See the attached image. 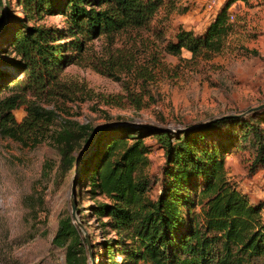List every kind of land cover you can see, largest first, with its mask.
I'll return each mask as SVG.
<instances>
[{"label": "trees", "instance_id": "1", "mask_svg": "<svg viewBox=\"0 0 264 264\" xmlns=\"http://www.w3.org/2000/svg\"><path fill=\"white\" fill-rule=\"evenodd\" d=\"M177 1L14 0L17 13L0 0L4 7L0 92L10 84L18 87L0 97V134L21 140L23 135L42 134L44 128L47 132L53 110L27 94L63 95L66 85L59 73L82 60L95 71L117 78V71L130 67L121 53L111 49L96 53L89 42L104 36L111 44L113 35L126 28L146 29L157 37L162 25L169 24L172 10L187 9H179ZM233 1L221 3L199 33L177 23L163 49L172 54L184 49L192 56L220 51L232 30L229 6ZM57 14L62 16V26L41 21ZM123 97L103 98L117 104ZM128 98L138 107L140 96ZM20 105L25 114L15 121L12 110ZM96 129L88 122L65 118L50 130L48 142L58 154L61 174L73 168L80 152L92 144L81 160L76 182L87 183L91 199L98 194L104 197L90 209L102 235L113 233L101 242L107 264H264L260 206L227 179L224 166L225 156L241 140L252 155L248 172L264 167V107L244 115L210 117L175 130L121 123L101 126L95 134ZM146 136L154 137L163 156L160 176L154 177L159 186L154 199L147 195L150 178L143 173L150 146L143 140ZM51 242L64 247L67 264H85V238L79 237L70 215L58 218ZM113 252L120 255L119 261L109 260Z\"/></svg>", "mask_w": 264, "mask_h": 264}, {"label": "rangeland", "instance_id": "2", "mask_svg": "<svg viewBox=\"0 0 264 264\" xmlns=\"http://www.w3.org/2000/svg\"><path fill=\"white\" fill-rule=\"evenodd\" d=\"M5 1L18 13L14 0ZM207 1H177L179 9H187L172 10L169 24L162 25V33L157 37L146 29L126 28L113 35L111 44L104 36L92 39L89 47L94 52L111 49L121 53L124 63L130 65L128 70L117 71V78L95 71L82 60L66 65L59 73L66 85L63 95L27 94L33 102L53 110L54 116L47 132L44 128L42 134L23 135L21 140L0 134V264H67L64 247L51 242L57 220L63 215H70L79 237L88 239L84 243L88 255L85 264L108 263L101 242L113 233L107 231L102 235L90 209L95 200L104 197L98 194L91 199L87 183L75 182L72 215L70 187L77 161L64 174L57 171L58 154L48 142V135L63 119L88 122L95 129L121 123L175 130L210 117L241 113L264 101V0H235L230 4L232 30L216 53L192 56L184 49L178 54L163 49L177 23L199 33L219 8V2L225 0H216V7L211 10L206 7ZM3 8L0 6V14ZM41 21L64 24L59 14ZM17 88L10 84L0 92V97ZM130 95L140 96L138 107L130 102ZM117 96L123 97L117 104L103 98ZM12 113L15 121H20L24 106ZM143 140L150 145L148 164L143 168L150 178L147 195L154 199L159 187L156 178L161 173L162 149L153 136ZM251 156L239 140L225 156L226 177L250 202L259 204L264 219V167L249 173ZM109 260L119 261L120 255L113 252Z\"/></svg>", "mask_w": 264, "mask_h": 264}, {"label": "water", "instance_id": "3", "mask_svg": "<svg viewBox=\"0 0 264 264\" xmlns=\"http://www.w3.org/2000/svg\"><path fill=\"white\" fill-rule=\"evenodd\" d=\"M263 107H264V101H262L261 103H259L257 105L248 107L244 112H241V113H229V114H224V116H229V115H244L246 113H249L251 111H254L256 109H260V108H263ZM100 128H101V126L96 129L95 134L99 131ZM95 134H94V136H95ZM90 146L86 150H84L83 152H81L79 154V156H78V159L76 160L77 161L76 168H75L74 174L72 176V183H71V187H70V206H71V214L72 215L74 213V186H75V182H76V177H77V174H78V170H79V166H80L81 160L88 153ZM85 241L88 243V239H87L86 236H85Z\"/></svg>", "mask_w": 264, "mask_h": 264}, {"label": "built area", "instance_id": "4", "mask_svg": "<svg viewBox=\"0 0 264 264\" xmlns=\"http://www.w3.org/2000/svg\"><path fill=\"white\" fill-rule=\"evenodd\" d=\"M206 7L208 9H215L216 7V0H208L207 3H206Z\"/></svg>", "mask_w": 264, "mask_h": 264}, {"label": "crops", "instance_id": "5", "mask_svg": "<svg viewBox=\"0 0 264 264\" xmlns=\"http://www.w3.org/2000/svg\"><path fill=\"white\" fill-rule=\"evenodd\" d=\"M220 5H221V3L219 2V4H218V6L220 7ZM213 15H214V13H213ZM213 17V16H212ZM184 26V25H183Z\"/></svg>", "mask_w": 264, "mask_h": 264}]
</instances>
